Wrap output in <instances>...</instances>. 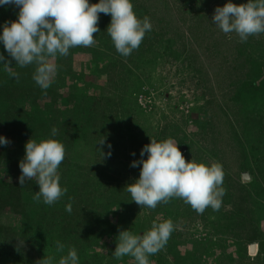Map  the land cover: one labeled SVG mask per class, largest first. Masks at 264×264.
<instances>
[{
    "label": "rangeland",
    "instance_id": "rangeland-1",
    "mask_svg": "<svg viewBox=\"0 0 264 264\" xmlns=\"http://www.w3.org/2000/svg\"><path fill=\"white\" fill-rule=\"evenodd\" d=\"M132 3L153 27L126 58L101 13L96 44L53 60L59 68L49 89L32 79L35 65H0V135L11 141L0 146V264H35L44 253L59 258L56 241L64 254L75 247L80 264H134L112 255L119 230L143 234L169 219L175 230L150 264H264V33L241 42L211 24L226 0ZM17 11L0 7V24ZM0 52L11 60L3 45ZM102 136L110 158L101 159L99 148L109 151L97 144ZM30 138L65 146L58 172L67 192L53 205L34 201V179L18 183ZM150 138L178 143L186 161L222 166L218 210L198 213L180 198L155 209L131 201L124 186L139 167L130 163Z\"/></svg>",
    "mask_w": 264,
    "mask_h": 264
},
{
    "label": "clouds",
    "instance_id": "clouds-1",
    "mask_svg": "<svg viewBox=\"0 0 264 264\" xmlns=\"http://www.w3.org/2000/svg\"><path fill=\"white\" fill-rule=\"evenodd\" d=\"M9 5L18 8L17 18L0 24V45L11 60L0 52V65L5 68L11 67L13 62L20 68L35 65L32 79L42 90L54 83L59 66L53 60L69 56L73 48L96 44L93 34L101 32L98 27L101 13L110 16L107 33L117 53L125 58L140 47L153 27L150 18L137 16L132 0H98L96 3L89 0H0V7ZM211 24L226 35L237 34L241 42H246L250 36L264 33V0H246L241 4L226 0L223 6L215 7ZM13 76L18 74L13 73ZM57 134L58 129L53 127L51 137ZM10 142L0 135V146ZM97 144L109 149L105 153L99 148L101 159L110 158L111 144L106 143V138L102 136ZM65 155L64 144L56 139L30 138L25 142L24 156L18 164L21 170L18 183L22 187L35 180L38 191L34 193V201L53 205L66 194L67 188L61 186L58 172ZM130 167H139V176L124 187L131 201L140 208L155 209L172 198H180L203 213L209 207L218 210L225 194L222 166L205 165L192 159L186 161L178 143L171 139L150 138L140 149V158L132 160ZM65 210L71 213L72 205L67 204ZM174 230L170 219L153 223L143 234L121 229L112 255L116 260L129 256L134 264H150L149 257L165 248ZM64 249L65 245L56 241L59 258L44 253L35 264H80L75 247L68 248L66 254Z\"/></svg>",
    "mask_w": 264,
    "mask_h": 264
},
{
    "label": "water",
    "instance_id": "water-1",
    "mask_svg": "<svg viewBox=\"0 0 264 264\" xmlns=\"http://www.w3.org/2000/svg\"><path fill=\"white\" fill-rule=\"evenodd\" d=\"M254 245H255V244H250V246H249V252H250V253L255 252V251H254Z\"/></svg>",
    "mask_w": 264,
    "mask_h": 264
},
{
    "label": "bare ground",
    "instance_id": "bare-ground-1",
    "mask_svg": "<svg viewBox=\"0 0 264 264\" xmlns=\"http://www.w3.org/2000/svg\"><path fill=\"white\" fill-rule=\"evenodd\" d=\"M254 251L256 252V244L254 245ZM254 253V252H253Z\"/></svg>",
    "mask_w": 264,
    "mask_h": 264
}]
</instances>
